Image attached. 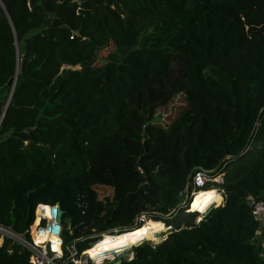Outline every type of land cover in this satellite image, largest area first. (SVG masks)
<instances>
[{
    "label": "trees",
    "instance_id": "obj_1",
    "mask_svg": "<svg viewBox=\"0 0 264 264\" xmlns=\"http://www.w3.org/2000/svg\"><path fill=\"white\" fill-rule=\"evenodd\" d=\"M0 2V226L58 204L64 244L100 264L92 246L146 215L168 237L127 239L115 264H264V0ZM197 170L224 176V204L182 225ZM30 256L0 245V264Z\"/></svg>",
    "mask_w": 264,
    "mask_h": 264
},
{
    "label": "built area",
    "instance_id": "obj_2",
    "mask_svg": "<svg viewBox=\"0 0 264 264\" xmlns=\"http://www.w3.org/2000/svg\"><path fill=\"white\" fill-rule=\"evenodd\" d=\"M201 173H203V175H201ZM217 177H219L220 180H218V182L223 183V175L214 176L211 171H193L192 176L190 177L191 190L187 191V201L186 203H183L182 207H185L186 211L190 212L191 202L194 199V195L200 192L199 190L206 187L211 180H217ZM216 191L219 193L221 192L219 189ZM222 202L221 205L224 204L223 196ZM250 203L253 207V216L264 227V202L252 200ZM41 205H43V207H39ZM59 208L60 206L58 204L38 205L35 212V223L21 235L15 233L11 228L0 226V239L2 240L0 245L3 244L5 239H9L13 243L21 245L24 250L31 253L28 264H81V257L88 256L87 251L79 254L75 243L71 242L67 245L64 244V216L62 217V222H58ZM193 214H197V218L202 215L198 211ZM197 218L195 221L196 224H198ZM68 230L70 235H72V230L70 228H68ZM41 233H44L47 239H41ZM53 239H58L60 241L59 249L61 250V253H58L56 249L52 247ZM88 258L90 257L88 256ZM103 260L106 261L108 259ZM87 263H92L91 259H87Z\"/></svg>",
    "mask_w": 264,
    "mask_h": 264
},
{
    "label": "rangeland",
    "instance_id": "obj_3",
    "mask_svg": "<svg viewBox=\"0 0 264 264\" xmlns=\"http://www.w3.org/2000/svg\"><path fill=\"white\" fill-rule=\"evenodd\" d=\"M180 105H182V103L180 102V100H176L175 102H173V104L170 106V107H168V108H166V109H162L161 111H160V113L163 115V121H169V118L168 117H171L172 116V118H174L175 116H177L178 114H179V111H180V109H179V107H180ZM220 181V180H219ZM219 182H218V180H211L209 183H208V185H210L212 188V190H218V188H217V186H219V185H217ZM107 193H103L102 195H101V198L103 199V201H104V203L106 204V205H108L109 207L107 208V209H110V210H112L114 207H116V205H117V202H116V200L115 199H113V197H114V193H112V191L111 190H108V189H106L105 190ZM194 198V197H193ZM113 199V200H112ZM223 203V202H222ZM213 208H217L216 207V205L215 204H213V206L211 207V209H213ZM111 212V211H110ZM105 213H107V211L105 212ZM185 213L186 214H184V213H181L180 214V218H178V222H179V224H182V225H184L185 224V222L187 221V220H189L190 218H192V216H193V213H191V212H188V211H186V209H185ZM199 215V214H198ZM202 215H204V214H202ZM197 216V215H196ZM199 217V216H198ZM196 218L197 217H195V220H194V222L196 221ZM146 221H148V218L146 217V215H142L141 217H139L138 218V220H136V224H135V228L136 227H138V225H142V224H144ZM165 224V223H164ZM171 229H167V231H165V232H162V233H158L157 235H154V237H155V241H153L152 240V238H153V236H151V237H146L145 239H146V242H147V240H148V242H150L152 245H157V244H159V243H161L162 241H164L167 237H168V235H169V231H170ZM114 232H118V230H115V229H113V230H109V231H107V232H105V233H99V235L100 236H98V238H103L105 235H111L112 233H114ZM112 237V236H111ZM110 239V238H109ZM132 240V239H131ZM126 241V240H125ZM157 241H159V242H157ZM125 243H124V241L121 243V244H119V245H124ZM93 247V246H92ZM118 247V246H117ZM116 247V248H117ZM133 247H135V246H133ZM132 247V248H133ZM93 250V249H92ZM89 257H90V255H89ZM92 257H94V255H92ZM132 258V254H131V257L129 256H127L126 254H123V255H113L112 257H111V259H108V260H102L101 262H100V264H115L116 262H119V261H121L122 259H131ZM87 259H90V258H88V256H83V257H81V264H88L87 263ZM94 258H92L91 259V262H92V264H95V262H94V260H93ZM93 260V261H92Z\"/></svg>",
    "mask_w": 264,
    "mask_h": 264
},
{
    "label": "bare ground",
    "instance_id": "obj_4",
    "mask_svg": "<svg viewBox=\"0 0 264 264\" xmlns=\"http://www.w3.org/2000/svg\"><path fill=\"white\" fill-rule=\"evenodd\" d=\"M212 191V190H211ZM206 192V191H200L198 193H196L194 195V199L191 202V209L190 212L194 213L197 212L196 210H194L192 208L193 203L196 202V197L199 196L201 193ZM208 192V191H207ZM218 194L219 192L216 191ZM215 204V202H211L208 206V210L211 208V206ZM202 214V213H201ZM157 223H162L164 225V230L163 231H156L155 230V225ZM172 228L166 224H164L163 222H155V221H146L144 224H142V226L138 227L137 229L133 230V232L135 233H130V234H124V235H114L112 236L110 239H108L107 241L101 243V244H97V245H93L92 247V255H100L104 258H111L114 254H115V250L116 247L121 244L123 241L127 240V239H139V238H146V237H151L153 236L152 240L155 241V237L154 235H157L158 233H162L167 231V229ZM140 229V230H139ZM137 231V232H136ZM106 236V235H105ZM104 236V237H105ZM103 237V238H104ZM107 238V237H106ZM105 238V239H106ZM56 241H58V243L54 246L53 242H52V247L54 249H56V251L58 253H61V250L59 249V245H60V241L58 239H55ZM0 242H2V240L0 239ZM50 249V248H49ZM91 259V258H90Z\"/></svg>",
    "mask_w": 264,
    "mask_h": 264
},
{
    "label": "clouds",
    "instance_id": "obj_5",
    "mask_svg": "<svg viewBox=\"0 0 264 264\" xmlns=\"http://www.w3.org/2000/svg\"><path fill=\"white\" fill-rule=\"evenodd\" d=\"M201 175H203V173H201ZM216 179L219 180V177H217ZM222 196L223 192H220L218 194L215 190L203 192L196 197V202L193 203L192 208L198 211L199 213L206 215L208 206L211 202H215L216 207H219L222 204ZM39 207H43V205ZM204 215H201L197 218V223H199L200 220L204 219ZM154 227L156 231L164 230V225L162 223H157ZM41 239H47L44 233H41ZM52 242L54 246L58 243V241H56L55 239H53Z\"/></svg>",
    "mask_w": 264,
    "mask_h": 264
},
{
    "label": "water",
    "instance_id": "obj_6",
    "mask_svg": "<svg viewBox=\"0 0 264 264\" xmlns=\"http://www.w3.org/2000/svg\"><path fill=\"white\" fill-rule=\"evenodd\" d=\"M0 4L3 6V4L0 2ZM4 7V6H3ZM17 78H18V73H16V76L10 81V85H13L12 86V92H13V90H14V88H15V85H16V81H17ZM10 98H11V96H10ZM6 109H7V107H6ZM192 173H193V171L190 173V177L192 176ZM64 216V211L61 209V208H59V210H58V222H62V217ZM140 226H142V225H139L138 227H140ZM138 227H136V228H133V229H131V230H129V231H133V230H135V229H137ZM13 230V229H12ZM128 231V232H129Z\"/></svg>",
    "mask_w": 264,
    "mask_h": 264
},
{
    "label": "crops",
    "instance_id": "obj_7",
    "mask_svg": "<svg viewBox=\"0 0 264 264\" xmlns=\"http://www.w3.org/2000/svg\"><path fill=\"white\" fill-rule=\"evenodd\" d=\"M211 191V190H210Z\"/></svg>",
    "mask_w": 264,
    "mask_h": 264
}]
</instances>
